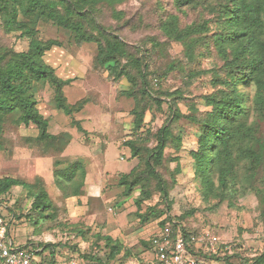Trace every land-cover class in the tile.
<instances>
[{
    "label": "trees",
    "instance_id": "1",
    "mask_svg": "<svg viewBox=\"0 0 264 264\" xmlns=\"http://www.w3.org/2000/svg\"><path fill=\"white\" fill-rule=\"evenodd\" d=\"M116 1L121 0H0L3 30L6 33L18 32L20 37L28 38L26 50L0 48V136L4 122L8 120L22 127L37 129L36 135L22 138L25 147L37 150L41 157H54L53 174L57 184L63 186L64 197L84 193L82 164L73 162L59 168L63 164L61 154L69 144L71 134L48 131V119L40 112L35 96L36 86L41 82L48 83L53 88L55 107L71 118L78 131L88 134L76 114L89 102V98L86 95L69 103L63 88L70 80L59 77L55 69L43 60L45 52L53 46H63L59 39L40 40L36 37L38 21L48 19L58 27L70 30L77 46L95 44L89 70L104 72L114 82L125 79L128 83V87L118 91L121 96L132 100V135L123 144L137 162L128 172L118 174L121 196L128 197L138 188L140 198L137 205L157 194L169 209L168 195L172 184L166 182L158 167L162 165L165 148L171 142L179 146L180 136H175L170 127L180 116L179 111L173 109L179 95H176L177 91L165 93L170 97V124L164 123L155 132L144 128L146 113L152 108H160L163 102L162 92L158 91L159 88L154 90L151 85V81L158 85L160 76L151 77L147 52L145 55L142 48L128 44L99 21L102 2L112 5ZM175 1L179 5H202L213 16L181 26L178 16L170 14L159 23L162 33L168 39L180 42L190 58L196 48L207 50L212 46L221 61L220 71L213 73L214 90L202 96L208 109H194L195 114L186 116L199 131L196 148L190 154L201 191L208 200L221 202L228 199L232 203L233 194L252 190L259 202V218L264 222V0ZM211 28L213 31L209 33ZM154 45L158 44L153 41ZM249 85L255 88L251 97L245 90ZM241 86L244 89H240ZM251 112L253 119H250ZM14 113L17 116L13 120ZM237 142L243 146H238ZM242 158L248 161L245 184L235 169L236 162ZM14 186L25 187L32 192V210L43 218L57 220L53 211L55 205L40 176L32 182L13 176L0 177L2 202V196ZM169 220L171 217L167 216L159 222L162 229ZM59 223L56 221L55 225ZM73 229L75 237H88L89 250L81 254L83 258L93 259L99 253L101 243L106 248V263H112L121 252L123 257L129 255L124 245L108 234L99 231L91 234L89 228L81 229L79 225ZM183 234L190 236L185 229ZM148 244L151 247V241ZM57 245L50 242L39 244L42 249L36 253L43 264H54L53 248ZM225 246L220 244L221 250L214 255L221 256L226 264H264V245L251 257L240 258L238 263L230 260L229 256L242 254L236 253L234 247L224 250ZM0 264H4L1 259Z\"/></svg>",
    "mask_w": 264,
    "mask_h": 264
},
{
    "label": "rangeland",
    "instance_id": "2",
    "mask_svg": "<svg viewBox=\"0 0 264 264\" xmlns=\"http://www.w3.org/2000/svg\"><path fill=\"white\" fill-rule=\"evenodd\" d=\"M106 4L107 2H102L100 6L99 21L128 44L142 48L145 55L147 52L151 77L160 76L158 85L155 86L152 81L151 85L154 90L159 88L158 91L162 92L163 102L160 108H152L146 113L144 128L155 132L164 123L170 124L172 121V118L169 119L170 97L165 93L177 91L176 95H179L175 98L173 109L179 111L180 116L170 125L173 134L180 136L179 146L176 147L174 145L178 144L171 142L172 144L164 150L162 165L158 167L166 182L172 184L168 195L170 207L168 209L164 206L157 194L137 205L136 201L140 195L139 189L136 188L124 202L125 206L117 205L123 198L122 190L120 192L113 190L110 191L111 194L105 195L103 202H99L95 197H89L86 211H71L67 206L70 205L68 202L70 199L63 196V186H59L54 178L52 164L54 157H41L37 150L25 147L22 141L24 136L36 135L37 129L22 127L8 120L4 122L0 136V177L13 176L32 182L36 176H40L55 205L53 211L57 219L53 221L43 218L39 212L32 210V192L25 187L14 186L2 196L8 236L14 239L15 246L26 243L29 247V241H39L38 244L55 241L56 245L61 244L54 247L72 252L75 241L79 238V236L75 240L73 238L76 235L73 229L75 225H79L81 229L88 227L93 233L97 231L104 233L102 228L107 221L115 219L116 214L121 211L122 214L119 216L121 221H128L142 231L138 238H131L128 244H136V249L141 247L144 249L143 252L148 250L149 241L162 229L159 222L169 216L171 220L166 221L164 227L169 226L175 232L181 233L185 229L194 236L207 230L220 244H226L230 249L234 247L236 253L242 254L229 256L230 260L238 263L242 257H251L264 245V222L259 218V202L256 195L247 189L233 194L232 203L228 202V199L221 202L206 199L196 177L194 161L190 154L196 148L199 131L186 116L195 114V110L208 109L202 96L214 90L213 73L220 71L221 61L212 46L207 50L196 48L193 57L190 58L180 42L168 39L159 28L160 21L170 14L178 16L181 26L202 18H211L213 14L202 5H179L175 0H121L112 5ZM116 11L120 13L115 14ZM1 21L0 15V48L26 50L28 38L20 37L18 32L6 33ZM212 31L213 28L209 33ZM36 37L40 40L51 38L62 41L63 46H53L45 52L43 60L54 67L56 66L54 62L60 64L61 71L57 72L58 75L70 80L63 88L68 102H74L87 95L89 102L80 112V115L84 114L81 121L87 126H97L88 134L78 131L71 123V118L55 107L53 88L48 83L41 82L36 86L35 96L40 112L48 119V131L50 133L57 130L67 131L72 134L67 154H73L72 149L80 146L77 139L79 136L86 140H97V143L93 144L92 152L96 155L95 163L97 166L99 163L100 169H105L110 174L116 170L129 171L137 162L136 158L130 157L129 149L123 144L132 135L130 121L132 100L118 92L119 89L128 87L126 80L114 82L108 79L104 72L89 70L95 44L85 43L77 46L70 30L58 27L48 19L41 18L38 21ZM153 41L158 45L152 46ZM86 68L87 71L84 72ZM240 89H244V86ZM254 89L253 85L245 87L250 97ZM251 115L250 119H253L254 114ZM16 116L17 113H14L13 120ZM237 144L243 146L240 142ZM82 150L85 148L75 149L74 156L84 162L85 153ZM236 150L235 148L234 151ZM247 164L248 161L242 158L236 162L235 167L236 174L244 184L245 176H248L249 172ZM106 180L109 183L115 180L113 174L107 176ZM56 221L60 222L59 225H55ZM138 240L147 244L144 246ZM131 248L136 250L134 246ZM190 249L196 253L197 264H226L221 256L204 253L193 245H190ZM106 253V248L101 243L99 255ZM152 257L151 248L141 264H148ZM138 258L141 259L142 256ZM136 262L138 260L132 259L125 264Z\"/></svg>",
    "mask_w": 264,
    "mask_h": 264
},
{
    "label": "crops",
    "instance_id": "3",
    "mask_svg": "<svg viewBox=\"0 0 264 264\" xmlns=\"http://www.w3.org/2000/svg\"><path fill=\"white\" fill-rule=\"evenodd\" d=\"M54 64L56 65L55 67L50 65V64L49 65L55 69L56 73L58 71H61V65L60 64L57 65L55 62H54ZM82 69L84 70V68H82ZM86 71H87V68L85 69L84 72H86ZM57 75H58V73H57ZM65 77H67L66 74H65ZM62 79H66V78H62ZM91 89H92V87H91ZM84 96H86V94ZM74 102H69V103H74ZM80 112H78L76 114V118L78 120H80L82 128L87 133L94 131L97 128V126H90L89 124H88L89 126H87V124H85L83 121H81L82 120L81 118H83L84 114L82 116V115H80ZM130 121L132 123V118L130 119ZM52 133L57 134V133H59V131L57 130V131H54ZM79 137L77 139H78L80 146H77L74 149H72L74 152L73 154H71V153L67 154L66 153L67 147L69 146V144L72 140V134H71V140L61 154V157H63V164H61L59 166V168H64L66 165H68L70 163L79 162L82 164V166L84 168V180H83V186H82L84 193L82 195H79V196H71L70 195V196L66 197V199H70L69 201L67 200L68 202H70V205H67V206H68V208H70L71 211L72 210L86 211V204H87V200L89 197H95L99 202H103V201H105V198H104L105 195L111 194L110 191L114 190L115 192H120L122 190V187L118 184V174L121 171L116 170L110 174L109 171H106L105 169L104 170L100 169L98 167L99 163H98V166H97V163H95V160L97 158L95 157L96 155L92 152V148L94 147L93 144L97 143V140H93V139L92 140H86V139H83V136H79ZM79 147L85 148V150H82L83 153H85V154H83L84 162L79 157L75 158V156H74L75 155V149H79ZM80 152H81V150H80ZM112 174H113L115 180H113L112 182L109 183L106 180V178H107V176L108 177H110V175L112 176ZM129 198H130V196L123 197L122 199H120L117 202L118 203L117 205H120V207H122L123 205L125 206L124 202ZM121 214H122L121 211L118 212L116 214V218L115 219L112 218L111 220L107 221L106 225L102 228L104 230L105 234L110 235L111 237H113L114 239H117L120 243H122L129 253V255H125L123 257V252H121L113 262L119 263L122 261V263L125 264L127 261L134 259L135 261L138 260V262H136V264H138L139 262L141 264L145 260L144 258L147 257L148 254L150 253L151 247L149 245L148 250L146 252H143L142 250H144V249L141 247L136 249L137 248L136 244H134V243L128 244V242L130 241L131 238H138V236L140 235V233H142V231H141V229H137L136 226H132V223H129L128 221H124V222L121 221V217H119V216H121ZM90 233L92 234L93 231L90 230ZM73 238L75 240L76 237H73ZM87 238L88 237H86L85 239H82L79 236V238H77L75 241L76 246L73 247L72 252L66 251V249H64V248L54 247L53 248L54 255H52L54 264H105V261H104L105 255H99V253L94 255L95 257L91 260L83 258V256L81 254H83L84 252H87L89 250V244H88ZM10 239L12 240V242L14 244V239L12 237H10ZM138 241L140 244H144V246H145V244H147V243H144L143 241H140V240H138ZM48 242L55 243V241H44V243H48ZM38 243H39V241H29L28 242V244H30L29 247H32L31 244H34L36 246V248H39L41 250L42 247H39ZM24 245H26V243L18 245V246H24ZM131 246H134V248L136 250H132ZM47 252L48 251H46V253ZM144 253L147 256L143 255ZM140 256H142L141 259L138 258ZM149 257H150V255H149Z\"/></svg>",
    "mask_w": 264,
    "mask_h": 264
},
{
    "label": "built area",
    "instance_id": "4",
    "mask_svg": "<svg viewBox=\"0 0 264 264\" xmlns=\"http://www.w3.org/2000/svg\"><path fill=\"white\" fill-rule=\"evenodd\" d=\"M5 206L0 200V259L4 264H43L37 255L39 248L15 246L8 236V229L4 218ZM190 245L201 249L204 253L217 254L220 243L207 230L200 235L186 237L180 231L174 232L165 226L151 239L153 257L148 264H197L195 252H191ZM229 251L230 247L225 246Z\"/></svg>",
    "mask_w": 264,
    "mask_h": 264
}]
</instances>
